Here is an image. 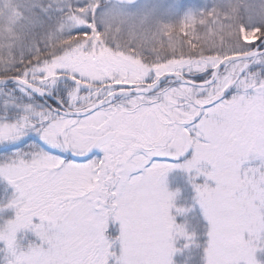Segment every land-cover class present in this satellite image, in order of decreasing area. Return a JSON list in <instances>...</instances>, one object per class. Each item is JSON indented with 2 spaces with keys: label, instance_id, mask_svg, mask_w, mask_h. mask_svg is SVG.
<instances>
[{
  "label": "snow or ice",
  "instance_id": "1",
  "mask_svg": "<svg viewBox=\"0 0 264 264\" xmlns=\"http://www.w3.org/2000/svg\"><path fill=\"white\" fill-rule=\"evenodd\" d=\"M0 181V264H264V0H0Z\"/></svg>",
  "mask_w": 264,
  "mask_h": 264
},
{
  "label": "rangeland",
  "instance_id": "2",
  "mask_svg": "<svg viewBox=\"0 0 264 264\" xmlns=\"http://www.w3.org/2000/svg\"><path fill=\"white\" fill-rule=\"evenodd\" d=\"M161 2H171V0H161ZM214 0H181V3L185 7H193L203 11L206 8H210ZM255 3H259V0H253ZM5 188V183L0 181V194H3V189ZM13 215L9 213V216Z\"/></svg>",
  "mask_w": 264,
  "mask_h": 264
}]
</instances>
